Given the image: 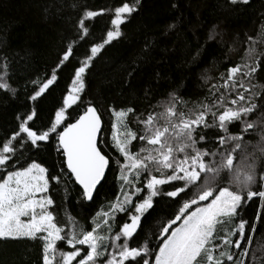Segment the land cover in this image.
<instances>
[{"label": "trees", "instance_id": "trees-1", "mask_svg": "<svg viewBox=\"0 0 264 264\" xmlns=\"http://www.w3.org/2000/svg\"><path fill=\"white\" fill-rule=\"evenodd\" d=\"M90 106L109 165L86 201L57 141ZM31 163L56 238L0 237V264H153L222 190L195 264H264V0H0V181Z\"/></svg>", "mask_w": 264, "mask_h": 264}, {"label": "rangeland", "instance_id": "rangeland-1", "mask_svg": "<svg viewBox=\"0 0 264 264\" xmlns=\"http://www.w3.org/2000/svg\"><path fill=\"white\" fill-rule=\"evenodd\" d=\"M45 188V171L35 163L4 176L0 181V237L31 236L40 232L50 240L56 238L50 217L39 212L44 205L42 194ZM237 199L238 196L222 190L212 202L186 214L162 241L154 254L153 264H195L199 252L211 237L217 219L230 214L238 203ZM84 242L90 247L91 236L84 238ZM91 256L89 254L87 259ZM80 263L93 264L90 261Z\"/></svg>", "mask_w": 264, "mask_h": 264}, {"label": "water", "instance_id": "water-1", "mask_svg": "<svg viewBox=\"0 0 264 264\" xmlns=\"http://www.w3.org/2000/svg\"><path fill=\"white\" fill-rule=\"evenodd\" d=\"M75 99L68 95L64 103L72 104ZM98 114L95 107H88L75 121L62 129L57 141L64 155L65 168L82 190L86 201L93 197L109 165L108 159L98 148L97 140L102 129V120Z\"/></svg>", "mask_w": 264, "mask_h": 264}]
</instances>
